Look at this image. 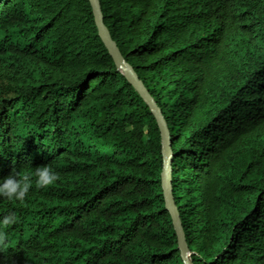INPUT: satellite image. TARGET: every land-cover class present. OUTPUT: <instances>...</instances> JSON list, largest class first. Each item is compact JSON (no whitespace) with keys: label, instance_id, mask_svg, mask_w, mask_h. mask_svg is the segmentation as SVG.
I'll use <instances>...</instances> for the list:
<instances>
[{"label":"trees","instance_id":"1","mask_svg":"<svg viewBox=\"0 0 264 264\" xmlns=\"http://www.w3.org/2000/svg\"><path fill=\"white\" fill-rule=\"evenodd\" d=\"M98 4L166 121L192 263L264 264V0ZM98 32L90 0H0V179L33 175L0 264H184L157 120Z\"/></svg>","mask_w":264,"mask_h":264},{"label":"water","instance_id":"2","mask_svg":"<svg viewBox=\"0 0 264 264\" xmlns=\"http://www.w3.org/2000/svg\"><path fill=\"white\" fill-rule=\"evenodd\" d=\"M93 13L95 16V20L99 29V36L107 46L110 55L114 58L118 67H123L127 79L129 82L139 91L140 95L144 98L148 106L150 107L153 115L155 116L162 137L163 144V171L161 173L162 176V188L163 194L165 198V205L170 212L172 222L175 228V232L178 239L179 249L181 252L182 259L184 264H193L191 260V252L188 250V246L186 243L185 235L183 232L182 225L180 223L177 211L175 209V205L171 195V187H170V175H171V141L169 139L167 124L165 119L162 116V113L156 103L153 101L146 88L140 81L139 77L133 70V68L126 63V61L122 58V55L119 49L116 46V43L110 38V35L103 24L102 15L100 11V7L98 4V0H90ZM97 76L93 77L90 81L95 79Z\"/></svg>","mask_w":264,"mask_h":264},{"label":"clouds","instance_id":"3","mask_svg":"<svg viewBox=\"0 0 264 264\" xmlns=\"http://www.w3.org/2000/svg\"><path fill=\"white\" fill-rule=\"evenodd\" d=\"M35 186L38 189H47L54 185L58 179V173L49 164L34 168ZM33 175L21 173L14 169L12 173L4 179H0V199L8 201L23 202L32 190ZM16 223L15 214H10L0 221V251H2L7 232L3 229Z\"/></svg>","mask_w":264,"mask_h":264},{"label":"rangeland","instance_id":"4","mask_svg":"<svg viewBox=\"0 0 264 264\" xmlns=\"http://www.w3.org/2000/svg\"><path fill=\"white\" fill-rule=\"evenodd\" d=\"M120 69H121L123 72H125V70H124V68H123V67H120Z\"/></svg>","mask_w":264,"mask_h":264}]
</instances>
